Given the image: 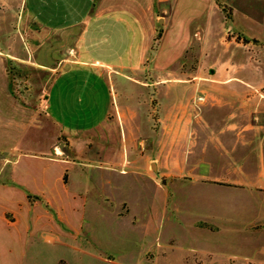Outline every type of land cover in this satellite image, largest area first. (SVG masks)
Returning <instances> with one entry per match:
<instances>
[{"label": "rangeland", "instance_id": "rangeland-1", "mask_svg": "<svg viewBox=\"0 0 264 264\" xmlns=\"http://www.w3.org/2000/svg\"><path fill=\"white\" fill-rule=\"evenodd\" d=\"M244 1L250 2L216 0L219 12L212 26L199 28L183 60L169 74L155 76L148 69L144 74L121 72L127 82L115 88L112 116L117 120L120 117L127 120L129 116L140 120L141 136L137 141L141 146L146 143L159 152L163 140L148 129L157 131L159 117L172 114L176 106L177 113L198 114L201 122L198 129L197 124L187 125L192 130V138L184 134L185 138L175 141L183 143V147L178 148L177 154L168 156L171 161L167 162L166 155H154L157 167L147 166L145 189L135 179L128 180L127 191L112 194L111 188L105 187V193L115 202L103 219L110 220L112 213H117L121 199L129 201L138 217L120 218L113 240L112 228L106 227L101 233L93 231V234L91 227L85 226L97 247L88 250L92 257L89 264L264 263V232H255L256 227L247 226L248 216L254 217L256 213L242 214L240 201H236L241 197L248 200L254 195L247 186L257 178L256 163L261 162L264 151V0L253 2L247 9L243 8ZM20 24L25 27L24 33L30 32L32 19L24 0H0V183L8 181L10 166L19 153L51 155L58 152L57 147L64 149L66 145L47 117L42 100L38 99L37 89L46 76L1 54V50L8 49L11 56L22 55L21 44H16V37L22 38ZM156 44L153 43L152 49ZM115 73L117 70H109V74ZM161 81L197 86L198 101L188 99L187 93L179 90V95L183 93L179 101L163 102L156 86ZM218 83L232 86L227 91L213 90V85ZM232 116L246 120L250 128L240 135L224 130L227 125L224 120ZM239 136L248 144L242 143ZM142 190L151 198L149 204L134 201V195L143 193ZM194 195L215 201L213 206L235 200L228 203L235 217H219L222 210L218 209L209 218L197 221L193 229L192 220L182 214L177 221L168 215L159 216L162 206L158 201L165 196L179 199ZM0 203L6 205L5 201ZM126 209V204H122L119 214L122 216ZM5 216L14 220L11 213ZM129 221L133 227H129ZM20 228L25 230L24 226ZM22 229L6 228L0 222V264H55L57 256L67 255L78 260L75 248L79 244L39 245L36 243L42 239H35V243L32 232L26 237ZM60 261L69 264L60 258L56 264Z\"/></svg>", "mask_w": 264, "mask_h": 264}, {"label": "crops", "instance_id": "crops-1", "mask_svg": "<svg viewBox=\"0 0 264 264\" xmlns=\"http://www.w3.org/2000/svg\"><path fill=\"white\" fill-rule=\"evenodd\" d=\"M255 1L259 0L244 1L243 8ZM24 6L32 27L31 33H24L25 27L20 24L23 33L21 40L16 37V44H21L22 55L11 56L8 49L1 50V54L46 76L37 89L38 99L66 145L64 149L57 147L58 152L51 155L18 154L10 166L8 181L0 183V201L6 202L0 203V222L13 230L24 226L26 237L30 231L34 240L42 239L39 243L35 240L39 245L77 243V261L67 255L57 256L55 262L60 258L69 264H89L92 257L88 250L97 247L85 226H90L93 234L112 228L113 240L120 218L138 217L129 201L121 199L117 213H112L110 220L103 219L115 202L105 193V187H110L112 194L127 191L128 180L135 179L144 188L147 166L157 167L154 155H166L167 162L171 161L168 156L183 147V143L175 141L185 138L184 134L192 138L187 125L197 124L198 129L201 122L198 114L177 113L176 106L172 114L159 117L157 131L148 129L163 140L159 152L146 143L141 146L137 141L141 136L140 120L130 116L117 120L112 116L115 88L127 82L121 72L144 74L148 69L155 76L169 74L183 60L199 28L212 26L219 10L216 0H24ZM154 42L157 44L152 49ZM112 69L117 70L115 75L109 74ZM156 86L163 102L179 101L183 95L177 93L179 90L186 92L188 99L198 101L195 85L161 81ZM231 86L218 83L212 89L227 91ZM224 124V130L238 134L250 128L241 117L232 116ZM239 138L248 144L246 139ZM262 154L261 162L256 163L257 178L247 186L254 195L248 200H236L240 201L242 214L256 213L254 217L248 216L247 221V226L257 228L255 232H264V151ZM142 192L134 195V201L149 204L151 198ZM174 198L165 196L158 201L162 206L159 216L168 215L176 221L186 216L192 220L193 229L197 221L209 218L218 209L222 210L219 217H235L228 204L235 200L213 206L215 201L196 195ZM124 203L127 209L121 216L119 211ZM7 213L14 220H8ZM128 225L133 227L131 221ZM148 230L151 231V223Z\"/></svg>", "mask_w": 264, "mask_h": 264}, {"label": "trees", "instance_id": "trees-1", "mask_svg": "<svg viewBox=\"0 0 264 264\" xmlns=\"http://www.w3.org/2000/svg\"><path fill=\"white\" fill-rule=\"evenodd\" d=\"M58 264H66L64 261H60Z\"/></svg>", "mask_w": 264, "mask_h": 264}]
</instances>
